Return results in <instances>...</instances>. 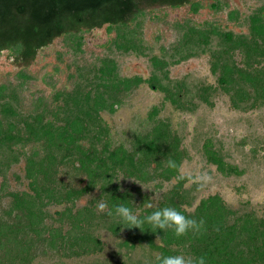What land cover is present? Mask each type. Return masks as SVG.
I'll return each mask as SVG.
<instances>
[{"label": "rangeland", "instance_id": "1", "mask_svg": "<svg viewBox=\"0 0 264 264\" xmlns=\"http://www.w3.org/2000/svg\"><path fill=\"white\" fill-rule=\"evenodd\" d=\"M195 1L200 2L197 11L190 3L154 6L129 24L111 30L107 23L94 27L83 33L84 42L79 48L68 35L56 36L38 49L23 71L11 50H2L0 87L6 88L0 89V96H17L24 116L48 104V116H56L57 123L64 113L51 114L52 110L58 109V104L64 105L68 95L100 89L99 84L105 81L97 69L103 58H113L117 78L141 81L127 90L110 88L120 102L115 110L102 109L97 116V125L103 128L102 138L110 141V150L122 146L130 152L140 138L153 135L158 127L174 138L181 159L177 175L171 177L160 169L159 162L166 161L163 154L154 155L156 159L151 160L146 179L122 171L110 172L107 190L115 189L124 196L115 205L109 203L107 190L101 187L105 180L101 178L74 201L54 203L44 195L43 200L49 201L44 205L46 222L61 230L63 238L57 245L49 244L36 239L32 231L20 255L18 247L13 248L12 241H7L0 246V264H157L155 257L163 255L162 249L140 239L141 229L126 227L118 218L99 213L96 204L100 200L108 203L109 210L125 204L142 217L172 195L176 200L183 199L178 203L193 211L201 199L217 193L235 213L230 216L231 223L246 214L264 218V48L245 49L230 44L223 36L232 31L254 39L253 44L259 40L262 45L252 24L255 18L264 20V0ZM193 28L204 30L207 36ZM130 31L135 37L134 48L126 50L121 45L123 34ZM153 57L158 58V66L163 61L170 63L160 68ZM245 72L251 79L242 78ZM223 74L228 76L227 83L220 80ZM152 81L156 86L151 85ZM107 82L113 84L112 79ZM27 126L24 120L16 123L13 132L20 138L14 139L17 143L13 144L12 155L0 149L1 229L13 226L17 219L16 201L23 196L35 200L36 191L44 185L43 175L34 182L27 170L31 149L35 145L40 148V141L30 138L33 134ZM101 139L97 141L100 151L104 149ZM213 150L226 171L208 157ZM181 170L185 177L206 173L211 179L201 186L181 179ZM59 173V179L55 178L57 190L88 185L87 175L71 162ZM121 187L124 191L119 190ZM148 204L153 207L148 208ZM11 229L7 227L6 233ZM168 249L167 255H193L188 250L178 251L175 244Z\"/></svg>", "mask_w": 264, "mask_h": 264}, {"label": "trees", "instance_id": "2", "mask_svg": "<svg viewBox=\"0 0 264 264\" xmlns=\"http://www.w3.org/2000/svg\"><path fill=\"white\" fill-rule=\"evenodd\" d=\"M187 3H190L195 11L200 7V2L195 0H0V53L3 49L11 50L15 61L24 67L21 70L23 71L33 61L38 49L49 44L56 36L68 35L71 42L77 43L75 46L79 48L84 42L83 33L94 27H101L107 23L111 30L114 26L129 24L137 16L144 14L147 8L161 5L176 7ZM214 6L217 7L218 4ZM262 16L264 17V14ZM259 19L260 17L255 18L252 31L255 32V36L259 35L262 39V45L258 44L259 40H255L253 44L254 39L237 36L232 31L225 32L224 38L230 44L252 51L264 48V20ZM194 31L203 37L207 36L206 32L199 28H195ZM239 38H242L240 42ZM123 39L124 43L121 45H125L126 50L134 48L133 32L124 33ZM152 60L158 66V58L153 57ZM163 62L164 64L158 67L163 68L170 63ZM97 71L100 78L105 81L99 84L100 89L98 88L94 93L88 91L65 97V104H58V109L51 112V114H60L61 111L64 113V117L58 123L56 116L49 118L50 108L47 103L38 107L40 109L36 112L24 116L21 114L17 96L9 98L0 96V149L5 148L7 156L12 155L13 144L17 143L14 139L20 138V135L14 134L13 129L16 128L19 120H24L28 130L33 134L30 138L40 141V148L35 145L28 155L27 170L34 182L38 181V176L44 177V185L36 191L35 200L31 201L23 196L16 201L17 219L13 226L12 224L7 226L12 227L11 231L7 234L5 231L7 227L0 228V246L12 241V247H18L17 255L27 248V241L32 231L36 239L42 238V241L49 244L57 245L58 239L63 238V234H60L61 230L53 226L51 228L46 222L47 210L44 205L49 201L54 203L74 201L97 178L105 180L101 187L107 190L108 181L111 180L109 173L114 171H122L128 176L146 179L149 173L147 168L150 167L151 160L156 159L154 156L156 154H163L166 158L165 163L159 162L162 173L166 177L177 175L181 156L178 148L175 147V140L171 135L164 133V130L161 132L158 127L154 128L153 135L140 138L139 143L130 152L122 146L110 150V141L107 140L108 138H102L103 128L97 125V116L102 109L115 110L120 102L110 88L113 89L115 86V90H127L141 80L129 77L117 78V68L113 58H103ZM247 74V72L241 74L242 78L251 79ZM110 79L113 80L112 86L107 82ZM220 80L222 83H227L228 76L223 74ZM151 85L156 86L153 81ZM5 88L6 85L0 87V89ZM58 93L60 95L61 92ZM100 139L102 147L104 146L102 151L98 150L97 145ZM208 157L218 164L219 169L226 171L216 151L213 150ZM169 160L174 161L178 167L176 169L168 167ZM70 162L79 172L82 171L87 175L88 185L67 187L65 191H62V188L57 190L58 181H55V178L59 179V169H62V166H69ZM111 189L107 190L109 203L115 205L123 195ZM44 195L50 200L45 202ZM178 202L184 200H176L175 195H172L158 207L171 206L182 211L186 216L197 220L203 218L205 225L200 233L193 234L189 231L187 235L177 237L171 229L167 231L158 229L153 232L151 226L145 223L140 239H147L151 247L162 249L163 255H167L169 246L175 244L178 246V251L188 250L193 256H204L206 264H264V218L257 219L253 216L251 218L246 214L231 223L230 216L233 211L226 207L217 193L201 199L193 211L187 210Z\"/></svg>", "mask_w": 264, "mask_h": 264}, {"label": "clouds", "instance_id": "3", "mask_svg": "<svg viewBox=\"0 0 264 264\" xmlns=\"http://www.w3.org/2000/svg\"><path fill=\"white\" fill-rule=\"evenodd\" d=\"M167 166L176 169L178 166L172 160L167 162ZM181 179L187 178L198 185L203 186L211 179L206 173L196 174L195 176H187L181 170ZM124 191L123 187L119 189ZM152 208L151 204L147 205ZM96 209L99 213H105L109 217L118 218L123 225L129 228H139L143 231L145 223L151 226L153 232L156 230L167 231L171 229L177 237L185 236L191 231L193 234H198L204 228L205 221L203 218L197 220L190 216H186L182 211L175 207L165 206L158 207L150 213L141 217L139 213L134 212L132 208L125 204H118L113 210H109V205L106 201L100 200L96 204ZM158 239V237H157ZM157 264H206L204 256H193L190 254L176 255H157L155 257Z\"/></svg>", "mask_w": 264, "mask_h": 264}]
</instances>
